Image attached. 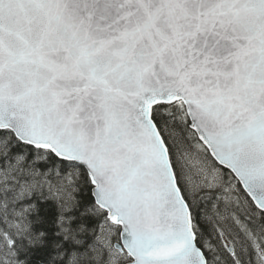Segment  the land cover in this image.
Returning a JSON list of instances; mask_svg holds the SVG:
<instances>
[{
  "label": "snow or ice",
  "instance_id": "6c2138e0",
  "mask_svg": "<svg viewBox=\"0 0 264 264\" xmlns=\"http://www.w3.org/2000/svg\"><path fill=\"white\" fill-rule=\"evenodd\" d=\"M0 264H264V0H0Z\"/></svg>",
  "mask_w": 264,
  "mask_h": 264
}]
</instances>
